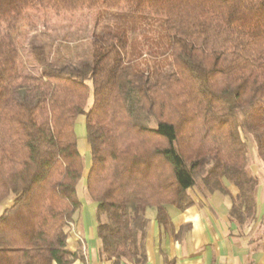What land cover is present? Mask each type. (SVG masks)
Segmentation results:
<instances>
[{
	"label": "trees",
	"instance_id": "1",
	"mask_svg": "<svg viewBox=\"0 0 264 264\" xmlns=\"http://www.w3.org/2000/svg\"><path fill=\"white\" fill-rule=\"evenodd\" d=\"M96 9L126 27L93 35L88 62L31 44L33 67L21 64L27 12ZM245 136L264 162V0H0V264L82 258L67 248L82 179L108 264H146V211L166 227L191 191L226 197L237 228L253 223Z\"/></svg>",
	"mask_w": 264,
	"mask_h": 264
},
{
	"label": "crops",
	"instance_id": "2",
	"mask_svg": "<svg viewBox=\"0 0 264 264\" xmlns=\"http://www.w3.org/2000/svg\"><path fill=\"white\" fill-rule=\"evenodd\" d=\"M79 118L77 124L82 125L84 118ZM227 187L233 195L237 193L232 185ZM190 194L195 201L193 206L182 211L166 208L169 218L166 227L157 223L155 209L146 211L145 217L149 220L146 264H163L165 258L174 264H264V176L258 179L255 192L256 219L241 228L229 222L230 201L226 197L195 191ZM81 202L67 248L71 253L80 251L82 258L72 264H108L99 256L95 205L85 186Z\"/></svg>",
	"mask_w": 264,
	"mask_h": 264
},
{
	"label": "rangeland",
	"instance_id": "3",
	"mask_svg": "<svg viewBox=\"0 0 264 264\" xmlns=\"http://www.w3.org/2000/svg\"><path fill=\"white\" fill-rule=\"evenodd\" d=\"M119 13V11L104 9L83 10L73 14H56L52 11L27 12L16 35L21 64L25 65L28 70L33 67L28 56L31 44L44 45L50 51L53 62L69 64L88 62L90 60V39L93 35H101L107 31L126 27L124 22L116 18ZM128 35L130 40L143 41L141 34L133 33L130 29H128ZM75 133L78 137V149L86 159L87 169L89 150L85 143L83 124H77ZM245 142L248 148L249 169L260 181L264 176V162L257 156L253 139L245 136ZM84 186V179H82L77 186L80 202L84 198ZM6 204L8 205V203L0 205V212Z\"/></svg>",
	"mask_w": 264,
	"mask_h": 264
}]
</instances>
